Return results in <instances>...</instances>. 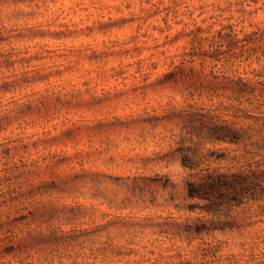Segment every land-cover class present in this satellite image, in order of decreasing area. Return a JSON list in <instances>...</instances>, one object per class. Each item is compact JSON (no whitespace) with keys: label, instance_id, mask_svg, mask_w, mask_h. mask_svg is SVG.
I'll list each match as a JSON object with an SVG mask.
<instances>
[{"label":"rangeland","instance_id":"374dc122","mask_svg":"<svg viewBox=\"0 0 264 264\" xmlns=\"http://www.w3.org/2000/svg\"><path fill=\"white\" fill-rule=\"evenodd\" d=\"M217 118L264 141V0H0V264H264V189L186 196L264 161Z\"/></svg>","mask_w":264,"mask_h":264},{"label":"trees","instance_id":"16d2710c","mask_svg":"<svg viewBox=\"0 0 264 264\" xmlns=\"http://www.w3.org/2000/svg\"><path fill=\"white\" fill-rule=\"evenodd\" d=\"M243 86H247L243 83ZM237 93L245 92V88L236 89ZM236 117V116H235ZM207 139L211 142H227L241 147L245 153H256L261 158L264 154V141L258 138L251 140L243 136L245 129L236 128L218 120L208 126ZM254 148L256 150L252 151ZM196 154H183L181 163L184 167L194 170L199 163ZM196 180L186 183V196L190 199H200L206 211L217 215L221 208L232 209L248 202L259 201L264 189V161L260 158L245 160L238 165H230L226 170L220 168H199Z\"/></svg>","mask_w":264,"mask_h":264}]
</instances>
